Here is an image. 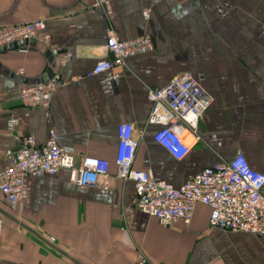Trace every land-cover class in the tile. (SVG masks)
I'll list each match as a JSON object with an SVG mask.
<instances>
[{"label":"crops","instance_id":"1","mask_svg":"<svg viewBox=\"0 0 264 264\" xmlns=\"http://www.w3.org/2000/svg\"><path fill=\"white\" fill-rule=\"evenodd\" d=\"M34 19L44 20L47 42L0 51V170L22 137L42 144L54 130L77 158H106L109 179L80 185L60 168L26 176L18 206L0 194V264H135L140 255L147 264H264V235L210 225L204 203L187 224L139 210L115 162L116 126L130 122L133 168L174 187L237 151L264 172V0H0V27ZM110 29L120 40L148 35L153 48L88 75L111 57ZM184 71L211 102L196 132L183 131L189 150L178 159L153 139L160 126L148 122L147 94ZM45 78L58 81L50 105L24 106L21 84Z\"/></svg>","mask_w":264,"mask_h":264},{"label":"built area","instance_id":"2","mask_svg":"<svg viewBox=\"0 0 264 264\" xmlns=\"http://www.w3.org/2000/svg\"><path fill=\"white\" fill-rule=\"evenodd\" d=\"M105 1L97 0V3ZM144 15H148V10H144ZM44 29L42 19L1 26L0 49L15 46L22 50L25 44H20L21 40L34 39L35 42L45 43L49 36ZM152 48L153 43L148 35L120 40L110 29L103 49L110 52L112 57L97 60L87 74L93 75L123 65L128 56ZM71 55L70 51L64 52L59 62H64ZM57 82L55 78H45L22 83V104L30 108L48 107ZM147 97L151 103L148 122L160 126L154 132L153 139L175 158H183L189 150L183 131L196 132L198 120L211 102V96L203 88L200 77L189 71L180 72L163 86L150 88ZM7 122L10 130H13L16 125L14 117L10 116ZM116 132V175L133 180L139 210L165 225L175 221L187 224L192 219L196 204L201 202L209 207L210 225L264 235V172L253 169L241 151L230 159L219 160L202 168L182 185L174 187L157 179L149 169L133 168L134 151L139 139L134 137L130 122L117 124ZM60 168L69 170L70 180L74 183L91 186L99 182L105 186L108 184L109 161L106 158L93 155L77 158L75 150L59 145L55 131L50 130L42 144L33 135L22 137L20 146L0 170V194L11 207L18 206L26 176L53 175ZM135 264H147L146 258L140 255Z\"/></svg>","mask_w":264,"mask_h":264},{"label":"water","instance_id":"3","mask_svg":"<svg viewBox=\"0 0 264 264\" xmlns=\"http://www.w3.org/2000/svg\"><path fill=\"white\" fill-rule=\"evenodd\" d=\"M19 43L20 44H30V45H35L36 44V42H35V40L34 39H31V40H21V41H19ZM7 49H10V47H6V48H3V49H0V51H3V50H7ZM111 57H112V55H110ZM110 57V58H111ZM51 60V59H50Z\"/></svg>","mask_w":264,"mask_h":264}]
</instances>
